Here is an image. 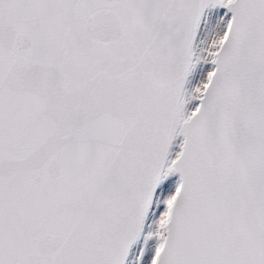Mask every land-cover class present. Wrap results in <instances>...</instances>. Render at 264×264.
<instances>
[{
  "label": "snow or ice",
  "instance_id": "snow-or-ice-1",
  "mask_svg": "<svg viewBox=\"0 0 264 264\" xmlns=\"http://www.w3.org/2000/svg\"><path fill=\"white\" fill-rule=\"evenodd\" d=\"M0 264H264V0H0Z\"/></svg>",
  "mask_w": 264,
  "mask_h": 264
}]
</instances>
